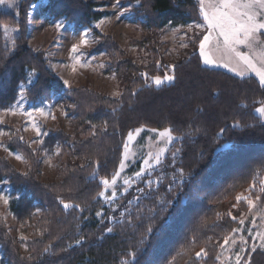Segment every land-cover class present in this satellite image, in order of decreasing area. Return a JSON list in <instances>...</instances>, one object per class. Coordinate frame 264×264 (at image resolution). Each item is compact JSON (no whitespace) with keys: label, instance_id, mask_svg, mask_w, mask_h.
I'll use <instances>...</instances> for the list:
<instances>
[{"label":"trees","instance_id":"obj_1","mask_svg":"<svg viewBox=\"0 0 264 264\" xmlns=\"http://www.w3.org/2000/svg\"><path fill=\"white\" fill-rule=\"evenodd\" d=\"M42 1L48 17L93 31L95 52L107 54V72L123 82L120 97L66 87L45 55L29 46L30 13ZM132 2L138 3L136 23L146 41L152 39L147 66L136 64L118 42L94 28L102 13L90 0H21L15 13L0 7V110L18 102L23 86L30 104L66 105L73 126L72 134L60 123L47 129L43 149L52 155L59 150V179L45 183L39 178V156L21 129L0 121L1 143L27 164L22 173L0 155L9 211L28 233L22 253L0 212L4 264H219L224 238L237 236L232 230L241 226L237 209L264 212V123L255 113L264 102V87L254 77L205 66L194 44L172 70L160 52V33L167 26L203 22L198 1ZM5 26L17 30L11 43ZM166 75L175 79L159 86L151 79ZM137 128L172 129L176 138L162 164L107 208L98 195L100 180H111L119 169L127 135ZM237 195L260 199L250 211ZM62 200L79 207L65 209ZM97 212L104 214L99 218ZM202 248L207 256L197 258ZM245 261L264 264V249L252 251L249 245Z\"/></svg>","mask_w":264,"mask_h":264},{"label":"rangeland","instance_id":"obj_2","mask_svg":"<svg viewBox=\"0 0 264 264\" xmlns=\"http://www.w3.org/2000/svg\"><path fill=\"white\" fill-rule=\"evenodd\" d=\"M20 1L21 0H17V6ZM90 1L97 4V11L102 13L101 20L94 24V28L101 34L110 36L118 42L121 48L128 53L136 64L141 66H147L150 64L152 59V39L149 40L150 42H147L146 34L136 23L133 9L138 6V3H133L132 0H119V5L116 6V0ZM196 1L199 2V0ZM46 6L47 2L42 1L32 7L30 13L29 46L45 55L48 65L55 74L63 82H68L67 84L64 83L66 87L77 88L85 86L107 97H120L123 90V82L115 73L107 72V66L110 62V58L107 54L104 52H95L97 40L94 37L93 31L89 29H76L67 21L55 20L48 17L44 12ZM16 8L9 9V12L15 13ZM124 9H127V11H124ZM57 21H63L64 27L61 29L54 27V24ZM97 24H99L100 27H97ZM193 24H203V22H192L181 26H167L161 31L159 36L160 52L168 64L174 65L180 61L183 56L193 50V44L196 45L194 49L199 51L196 39L202 38L204 30H189L188 25ZM7 29L6 40L11 43L17 34V30L9 27H7ZM86 31L87 36H82V33ZM83 39H86L88 43L82 44L81 40ZM72 45L79 46L78 53H72ZM181 45L187 46L182 47ZM244 50L247 51V49ZM74 55L80 57V63L75 62L73 59ZM205 66L212 69L223 70L241 78L226 67L218 65ZM248 77H254L258 80V78L252 73H248L244 78ZM18 102L19 106L17 107L16 103L11 107V109H13L11 112L8 111V109L0 110V121L5 125L21 129L24 139L31 144L32 148L39 156L40 180L45 183L57 182L59 179V170L56 163L59 154H57V151L53 155L48 154L43 149V143L47 135V129L55 128L57 123H60L62 129L66 133H73L70 111L66 105H58L55 102L30 104L26 98L20 100V96ZM38 108L43 109L45 114L40 115L39 113L34 112V109ZM25 112L33 113L32 118L24 115L23 113ZM49 113L54 115L55 119H52V115H49ZM261 120L264 123V119L261 118ZM33 123H35L39 127L41 133L44 134L37 136L35 128L32 127ZM143 129L144 130L139 135L135 136V139L129 145L130 155L125 160L126 166L115 186L117 192L115 199L106 201L101 197L104 206L107 208L116 205L117 200L126 194L133 186L139 183L141 179L152 174V172L162 164V161L173 143V141L171 143H166L163 138L158 136V132L163 131L164 129L157 130L156 132L151 131V129ZM2 140L3 135H0V155L8 158L20 172L25 173L27 171V164L24 159L17 160L15 157L19 154L4 146L1 143ZM33 141L36 142L34 143ZM160 148L166 149L160 157V163L157 164L153 161L151 167L145 166L144 160L148 158L149 153L154 154L158 152ZM123 158L124 157H122V159ZM142 168H145L146 170L140 177H137L135 173L141 171ZM125 179H130V185H124L123 181ZM125 189L127 190L125 191ZM111 191L112 189H108L107 194L110 195ZM0 196L7 200V203H5L4 199H0V212L5 217L10 232L15 238L20 251L25 253V241L28 239V233L23 230L9 211L10 189L8 184L4 182H0ZM237 211L240 212L239 221L243 219L244 224H241L239 228L241 231L237 232V236H233L236 243L230 244L222 249V256L219 264H235L237 253H239L243 260V255L249 245L253 247V244H255L256 248L260 245V241L255 238V234L257 231H264V220L261 219V217L264 216V212H253L252 214H249L241 209H237ZM103 214L104 212H101V215L98 217L101 218ZM248 219L249 225H247ZM253 221H255V223H253ZM241 236L247 241V244L241 243ZM21 237L24 239H21ZM248 237L251 238L252 243H249L247 240ZM241 249H243V251ZM2 259V253L0 252V264H4ZM242 260L241 264H243Z\"/></svg>","mask_w":264,"mask_h":264},{"label":"snow or ice","instance_id":"obj_3","mask_svg":"<svg viewBox=\"0 0 264 264\" xmlns=\"http://www.w3.org/2000/svg\"><path fill=\"white\" fill-rule=\"evenodd\" d=\"M119 5V0H116V6ZM0 7L13 9L17 7V0H0ZM127 11V9H124ZM199 11L200 15L203 18V24H193L188 25L189 30L191 29H202L204 34L202 38H199L198 49L199 55L202 58V61L205 65H218L221 67H226L230 71L234 72L236 75L244 78L248 73L254 74L259 81L261 87H264V0H199ZM100 27L99 24L96 25ZM54 27L61 29L64 27L63 21H57L54 24ZM8 29L5 26V32L7 33ZM82 36H87V31L82 33ZM82 44H87L86 39L81 40ZM186 47L187 45H181ZM244 49H247L245 51ZM71 51L73 54L79 52L78 45H72ZM73 59L76 63H80V57L74 55ZM174 71L175 66H170ZM75 70V68H74ZM145 80L149 79L147 73H142ZM153 83L157 86L164 83L165 80L171 82L175 79L174 75H166L163 78L160 76L151 77ZM65 84L68 82L65 81ZM24 89L23 86H20V100H23L25 97L23 95ZM19 102H17V107ZM8 111H13L9 108ZM34 112L44 115V110L41 108L34 109ZM255 112L264 119V102H261L260 106L255 109ZM15 114V113H13ZM24 115H27L29 118H32L33 113L25 112ZM49 115H52L49 113ZM52 119H55V116L52 115ZM32 127L35 128L37 136L42 135L39 127L33 123ZM233 127H239V123L233 125ZM144 129L137 128L134 132H129L127 139L124 142V153L123 159H121L119 164V169L114 173L111 180L108 178H101L100 184L103 186V190L98 193V195L104 198L106 201L114 200L117 192L115 186L118 183V178L125 168V160L130 155L129 145L135 139V136L139 135ZM151 131L156 132V129H151ZM220 132L223 133L224 129H220ZM172 129H164L163 131L158 132V136L163 138L166 143H171L176 137L173 136ZM3 132H0V135H3ZM23 139V137H21ZM34 143L36 141H33ZM165 148H160L156 153H149L147 159L144 160V165L147 167L152 166V162L160 163V157L165 152ZM177 151H179L177 149ZM59 154V150L57 151ZM175 155V153H173ZM17 160H22L21 155H16ZM145 168H142L141 171L136 172L135 175L140 177ZM182 174V170H181ZM124 185H130V179H125L123 181ZM152 181H148L149 186H151ZM255 188V184L251 186ZM112 189L111 194H107V190ZM127 189H125L126 191ZM261 192H264V187L261 188ZM0 199H4L5 203L7 200L0 196ZM260 197L256 196L255 200L249 196L237 195L236 201L239 203L241 200L247 202L248 208L251 211L256 207V200H259ZM61 204L65 209L72 207H79V205H72L65 201H61ZM235 207V205H233ZM83 211V209H81ZM97 215H101L100 212H97ZM233 220H236L235 216H232V213H228ZM219 218V216H218ZM264 220V216L261 217ZM240 224H244V220L239 221ZM255 223V221H253ZM107 231L111 232L112 229L108 228ZM241 231V229H233L232 233L235 234ZM255 238L260 241L259 247L264 249V231H257ZM21 239H24L21 237ZM242 244H247V241L240 237ZM76 243L79 244L80 240H76ZM236 240L232 235L226 236L223 240V243L220 245L221 248H226L230 244H235ZM243 251V249H241ZM256 250V245L253 244L252 251ZM47 251V249H45ZM197 258H202L207 256L205 249H201L196 254ZM230 259V258H229ZM217 260H220V257H217ZM242 257L239 253L236 254L235 264H241ZM245 264L247 262L245 261Z\"/></svg>","mask_w":264,"mask_h":264}]
</instances>
